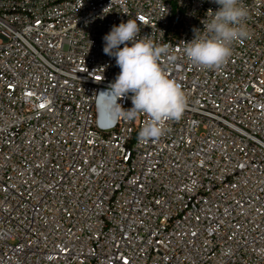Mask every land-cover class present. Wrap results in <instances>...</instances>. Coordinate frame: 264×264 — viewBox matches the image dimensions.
<instances>
[{"label": "built area", "instance_id": "1", "mask_svg": "<svg viewBox=\"0 0 264 264\" xmlns=\"http://www.w3.org/2000/svg\"><path fill=\"white\" fill-rule=\"evenodd\" d=\"M242 3L249 37L208 69L182 49L214 0H0V264H264V0ZM128 19L176 55L159 139L98 96Z\"/></svg>", "mask_w": 264, "mask_h": 264}, {"label": "clouds", "instance_id": "2", "mask_svg": "<svg viewBox=\"0 0 264 264\" xmlns=\"http://www.w3.org/2000/svg\"><path fill=\"white\" fill-rule=\"evenodd\" d=\"M218 10L207 12L201 34L185 42L183 55L195 66L219 69L233 54V44L249 37L245 20L248 10L242 0H214ZM140 37L137 21L128 19L113 25L104 37V54L114 57L120 72L108 89L99 92L115 106L117 117L133 120L140 114L148 117L139 135L159 139L167 132L166 122L181 119L187 104L180 85L161 66V60L174 61L169 45L157 44L149 36ZM123 45V47H121ZM131 93L132 107L125 110L118 100Z\"/></svg>", "mask_w": 264, "mask_h": 264}]
</instances>
